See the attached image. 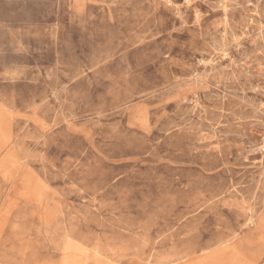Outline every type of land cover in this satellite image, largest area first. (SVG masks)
Instances as JSON below:
<instances>
[{
	"label": "rangeland",
	"instance_id": "1",
	"mask_svg": "<svg viewBox=\"0 0 264 264\" xmlns=\"http://www.w3.org/2000/svg\"><path fill=\"white\" fill-rule=\"evenodd\" d=\"M0 264H264V0H0Z\"/></svg>",
	"mask_w": 264,
	"mask_h": 264
},
{
	"label": "bare ground",
	"instance_id": "2",
	"mask_svg": "<svg viewBox=\"0 0 264 264\" xmlns=\"http://www.w3.org/2000/svg\"><path fill=\"white\" fill-rule=\"evenodd\" d=\"M254 5V4H253ZM252 11V10H251ZM258 16V15H257ZM221 36V35H220ZM222 40V39H221ZM222 103H223V101H222ZM213 110V109H212ZM71 115V114H70ZM66 250V249H65ZM71 252V251H70Z\"/></svg>",
	"mask_w": 264,
	"mask_h": 264
}]
</instances>
